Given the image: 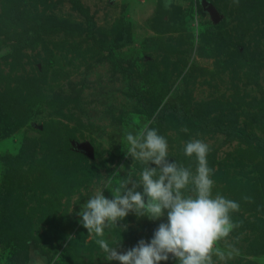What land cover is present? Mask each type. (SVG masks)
<instances>
[{"label": "rangeland", "instance_id": "374dc122", "mask_svg": "<svg viewBox=\"0 0 264 264\" xmlns=\"http://www.w3.org/2000/svg\"><path fill=\"white\" fill-rule=\"evenodd\" d=\"M145 123L193 173L184 146L207 143L212 195L239 204L214 264H264V0H0V264H120L98 239L150 242L166 214L102 237L78 215L139 177L126 134Z\"/></svg>", "mask_w": 264, "mask_h": 264}, {"label": "clouds", "instance_id": "9594fccd", "mask_svg": "<svg viewBox=\"0 0 264 264\" xmlns=\"http://www.w3.org/2000/svg\"><path fill=\"white\" fill-rule=\"evenodd\" d=\"M126 141V154L145 167L138 178L131 172L121 178L111 189V199L103 194V188L95 191L78 213L83 227L89 234L102 237L106 227H118L129 213L150 220L166 214L167 220L158 225L150 242L141 239L123 252L118 250L120 240L109 244L98 239L96 243L105 253L104 258L120 264H160L169 260L171 254L179 264H214L215 253L224 259V253L215 245L236 227L230 213L238 211L239 204L222 195H212L214 169L207 162L210 146L200 139L185 144V155H195L197 161L193 173L189 167L169 161L166 138L149 123L135 134L128 132ZM189 185L193 186V194L186 195L184 190Z\"/></svg>", "mask_w": 264, "mask_h": 264}, {"label": "water", "instance_id": "95a60500", "mask_svg": "<svg viewBox=\"0 0 264 264\" xmlns=\"http://www.w3.org/2000/svg\"><path fill=\"white\" fill-rule=\"evenodd\" d=\"M202 6H203V8L208 12V14H209V16H210L212 22H213V23H216V22L218 21V19H219V16H218V14L216 13L214 7H213L211 4L207 3V2H203V3H202ZM80 147H81L83 150L87 151V153H88L90 156L92 155V149H91V147H90L88 144H86V143H80Z\"/></svg>", "mask_w": 264, "mask_h": 264}]
</instances>
